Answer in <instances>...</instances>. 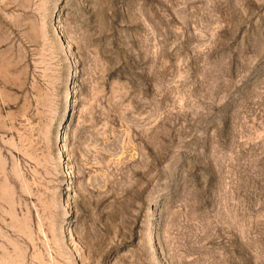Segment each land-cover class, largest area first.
Wrapping results in <instances>:
<instances>
[{"label": "rangeland", "instance_id": "rangeland-1", "mask_svg": "<svg viewBox=\"0 0 264 264\" xmlns=\"http://www.w3.org/2000/svg\"><path fill=\"white\" fill-rule=\"evenodd\" d=\"M0 264H264V0H0Z\"/></svg>", "mask_w": 264, "mask_h": 264}]
</instances>
